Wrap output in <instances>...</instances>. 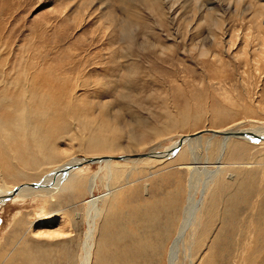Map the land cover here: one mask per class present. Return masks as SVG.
<instances>
[{"label":"rangeland","instance_id":"1","mask_svg":"<svg viewBox=\"0 0 264 264\" xmlns=\"http://www.w3.org/2000/svg\"><path fill=\"white\" fill-rule=\"evenodd\" d=\"M122 1L0 0L1 128L30 145L26 156L34 154L32 134L48 147L38 156H53L24 169L0 137V192L18 193L75 159L162 153L207 130L264 129V0ZM199 139L170 159L77 168L70 173L81 187L52 199L16 193L0 204V264H22L26 252L32 264H82L85 256L103 264L106 254H131L128 236L103 243L110 210L122 219L130 208L152 211L156 231L165 215L159 203L172 193L173 232L157 239L155 260L133 264H169L179 230L171 264H264V136L230 138L223 150L222 136ZM110 144L114 150H103ZM92 175L95 197L112 190L96 206L86 203ZM138 229L131 234L152 235Z\"/></svg>","mask_w":264,"mask_h":264},{"label":"bare ground","instance_id":"2","mask_svg":"<svg viewBox=\"0 0 264 264\" xmlns=\"http://www.w3.org/2000/svg\"><path fill=\"white\" fill-rule=\"evenodd\" d=\"M120 1V0H119ZM122 1V0H121ZM129 1V0H128ZM123 2V1H122ZM127 2V0H126ZM130 2V1H129ZM120 3V2H119ZM125 11H127V7H125ZM130 13V12H129ZM127 14V13H126ZM128 24V23H127ZM132 24V23H131ZM21 82V81H20ZM19 83V82H18ZM29 83V82H28ZM24 85V84H23ZM17 87V86H16ZM25 87V86H24ZM4 89V88H3ZM8 89V88H6ZM25 90V89H24ZM35 93V92H34ZM22 95V94H21ZM26 95V94H25ZM29 95V94H28ZM16 96V95H15ZM31 96H29L30 98ZM58 99V96H57ZM38 100V98L36 99ZM45 100V99H44ZM43 100V101H44ZM61 100V99H60ZM42 103V102H41ZM45 103V102H44ZM57 103V102H56ZM65 103V102H64ZM31 104V103H30ZM21 106V105H19ZM46 105H44L45 107ZM35 106H33L34 108ZM27 110V109H26ZM56 110V109H55ZM19 111V110H18ZM52 111V110H49ZM24 112V111H23ZM33 112V111H32ZM44 112V111H43ZM42 112V113H43ZM27 113V112H26ZM41 113V114H42ZM54 113V112H53ZM29 114V113H28ZM40 114V112H39ZM22 115V114H21ZM30 115V114H29ZM27 116V115H26ZM47 116V115H46ZM45 116V118H47ZM41 117V116H40ZM39 117V118H40ZM44 117V115H43ZM28 119V117H27ZM32 119V118H30ZM49 119V118H48ZM33 120V119H32ZM38 120V119H37ZM40 120V119H39ZM7 121V120H6ZM10 121V120H9ZM25 121V120H24ZM29 121V120H28ZM5 122V121H4ZM16 121H14L15 123ZM31 122V121H30ZM40 122V121H39ZM13 123V122H12ZM104 123V122H103ZM20 124V123H19ZM42 124V122H41ZM146 124V123H145ZM52 126V125H51ZM101 125L98 124L96 126V128L93 130L94 133L92 134V136H90L88 139L89 141L92 139V142H89V148L92 150L93 148H97L98 147V142L99 139L96 138L95 134L96 132L99 131V128ZM105 128L110 129L108 123H105ZM6 127V125H5ZM11 127V126H10ZM27 127V126H26ZM57 127V126H56ZM111 127V125H110ZM29 128V127H28ZM27 128V129H28ZM25 129V126L24 128ZM37 129V128H36ZM40 129V128H39ZM111 129H113L111 127ZM30 130V129H29ZM28 130V131H29ZM11 131V130H10ZM31 131V130H30ZM36 132H38V130H36ZM43 132V131H42ZM53 132H57L54 131V129H51L48 131V137L46 138L47 142L51 145H53L52 139H53ZM18 133V132H17ZM24 133V132H23ZM33 133V132H32ZM16 134V133H15ZM228 134H232L230 137ZM21 135V134H20ZM34 135L35 140L33 141V143L35 144L33 149L34 150V154L30 155V156H26V152L27 150L30 148V145L27 143H23L22 141H18L17 137H15L14 133H10L7 132L4 128H1L0 125V137H1V141H3L6 145L7 149H10L11 152L13 153V155H18L19 159H20V164L24 167V169L27 170H34L32 168H37L38 166H40V164L43 163V161H47V160H53V156L51 157L50 155H42L41 157L38 156V154L40 152H42L43 150L48 149L47 145L43 144V140L42 138L39 139V136H36V134H32V136ZM41 135V133H40ZM45 135V134H44ZM200 135H196L194 137H182L180 138L178 141L173 142V144L171 145V147H169L168 149H165L162 153L164 154L163 157H149V158H153V159H157V160H161V159H170L173 158V156L175 155V153L173 152L174 148L176 147L175 145L178 144V151L181 148L185 147H195L196 143L198 144L200 139H199ZM214 136V135H212ZM222 136V143H221V149L223 150L225 147L226 142L230 139V138H236V139H241L244 141H248L250 143H255V142H259L261 140V137L264 136V129H255L252 131H242V130H238L237 129H230V130H225L221 133ZM29 137V136H28ZM26 137V139L28 138ZM43 137V136H42ZM45 137V136H44ZM43 137V138H44ZM133 138V136H132ZM45 140V138H44ZM45 140V141H46ZM134 140V139H133ZM24 141V140H23ZM32 141V140H31ZM30 141V142H31ZM27 142V141H26ZM46 142V143H47ZM115 145H109V146H105L103 148V150L107 151H112L114 150ZM191 147V148H192ZM53 149V148H52ZM222 150L220 152H222ZM8 151V150H7ZM155 149L151 150L150 153H155L154 152ZM177 151V152H178ZM2 152V151H1ZM85 152H91L86 150ZM176 152V153H177ZM162 153H156V154H162ZM40 155V154H39ZM15 157V158H18ZM100 158V157H97ZM83 159L85 158H80V159H75L73 160L70 164H65L62 165L61 167H57L55 170H53L51 173H47V177L44 178L43 181H41L38 184H33L32 186H22L21 190H19V192L17 193L16 187L13 190H11L9 193L8 191L6 192V190L1 191L0 192V204L4 203L8 200H12L16 195L22 198H26V197H30L34 194H40L43 198H47V199H52V195L55 194L58 191H62L65 188H69L73 191V190H77L81 187L83 180L81 178L78 177H71V173L72 171L76 170L77 168L80 167H76V165H78L80 162L83 161ZM146 159V158H144ZM131 160V159H129ZM132 160H136V159H132ZM138 160H143V159H138ZM16 161V160H15ZM18 161V160H17ZM128 161V160H126ZM103 162H113V161H108V160H103L99 163L96 164H101ZM85 166V165H84ZM81 166V167H84ZM102 169V167H101ZM71 172V173H70ZM46 173V172H45ZM128 174V173H126ZM95 176L96 175H92L91 177H89V180L87 182V194H88V200L86 201V203L91 204L92 206H96V203L98 202V200L100 198L103 199V197L105 198L106 196L111 194V191L107 190V193H104V195L101 197H95L94 196V190H95ZM128 176V175H127ZM126 176V177H127ZM41 184V185H40ZM1 189L3 190V188L5 187L4 184L1 185ZM8 188V187H7ZM17 193V194H16ZM7 194V195H6ZM16 194V195H15ZM177 195V192H176ZM3 196V197H2ZM174 193L169 195V199L168 200H163L159 203L158 208H162V212H164V217L161 218L160 220H158L159 223V227L156 231L154 230V223L157 222V218L155 216V214L152 211L149 210H145L142 211L140 209H136V208H130L129 211L125 214V219H122L119 214L115 211V210H110L109 214L106 216V225L104 226L105 232L103 234V243L104 240L106 241L107 245L111 244L109 242L112 241H117V240H126V237L128 236L130 239V242H134V244L132 245V250L133 252L131 254H129V252L125 253L122 251V254L119 255L120 253H118V256L116 257H112L109 254H106V256H109L105 262H103V264H133L135 262H138V260H144L147 256H150L151 258H153L154 260L157 257V253L161 250V246H159L157 244V239H165L168 238V234L173 232L174 226H175V222H176V210H177V205H176V201L173 203L174 201ZM191 196V195H190ZM172 197V198H171ZM171 198V199H170ZM191 198V197H190ZM194 203V202H193ZM111 207L113 208V206L111 205ZM94 208V207H93ZM92 208V209H93ZM98 208V207H97ZM192 208V205L188 204L185 208H184V214L182 215V219L188 218V214L190 212ZM96 209V207H95ZM97 210V209H96ZM94 211V210H93ZM98 211V210H97ZM89 212V211H88ZM160 212V214L162 213ZM96 213V212H95ZM94 214V213H93ZM97 214V213H96ZM98 215V214H97ZM98 217V216H97ZM193 217V216H192ZM92 219V218H91ZM96 219V218H95ZM94 219V220H95ZM93 220V221H94ZM186 220V219H185ZM184 220V221H185ZM131 224L130 226H132L131 231H133V229L137 232H139L138 228H143L145 230L151 231L152 235L148 236V235H141L139 236L138 234H136V232L134 234H131V231L129 233H127V231H124V229H122V227L124 226L125 223ZM185 223V222H183ZM182 226V225H179ZM138 227V228H136ZM108 229V230H107ZM180 229V227H179ZM144 230V232H145ZM181 231V230H179ZM179 231H177V234L174 238H172L171 240V244H169V249H167V263L171 264L172 262V258L174 255V250L178 241H179V236L181 234H179ZM130 234V235H129ZM62 237V236H60ZM134 238H138L136 240L133 241ZM143 238L144 241H143ZM59 239V238H57ZM175 239V240H174ZM177 239V240H176ZM181 239V238H180ZM60 240V239H59ZM119 240V241H120ZM128 240V241H129ZM118 241V242H119ZM123 241V240H122ZM127 241V240H126ZM162 241V240H161ZM121 242V241H120ZM121 244V243H120ZM126 244V243H125ZM163 244V243H162ZM166 244V243H165ZM122 245V244H121ZM105 246V245H104ZM124 246V244H123ZM106 247V246H105ZM129 247V248H130ZM165 247V246H164ZM162 247V249L164 248ZM109 248V246H108ZM107 248V249H108ZM127 248V247H125ZM123 247V249H125ZM29 249V248H28ZM103 249V248H102ZM101 249V250H102ZM106 249V250H107ZM122 249V248H121ZM120 249V250H121ZM90 250V249H89ZM149 250V251H148ZM27 251V250H26ZM119 251V250H116ZM139 251H142V253H138ZM120 252V251H119ZM162 252V251H161ZM20 253V252H19ZM112 255V254H111ZM105 257V256H103ZM103 261V260H102ZM31 264L33 263L32 260V256L27 252L26 254H23L21 256V263L22 264ZM82 264H88V257L85 256L84 262ZM102 264V263H101Z\"/></svg>","mask_w":264,"mask_h":264},{"label":"water","instance_id":"3","mask_svg":"<svg viewBox=\"0 0 264 264\" xmlns=\"http://www.w3.org/2000/svg\"><path fill=\"white\" fill-rule=\"evenodd\" d=\"M211 134V135H221V133H218V132H213V131H201V132H198L196 133L195 135H192V136H189V137H194L196 135H203V134ZM230 137H233L231 136L232 134H228ZM180 143V142H179ZM178 143V144H179ZM178 144L175 145L176 147L174 148L173 152L176 153L178 151ZM163 157L164 154H156V153H150V152H147L145 154H139V155H131V156H118V157H112V156H106V157H100V158H96V157H93V158H85L83 159L82 162H80L78 165H76V167H81V166H84V165H89V164H96V163H99L103 160H108V161H126V160H129V159H144V158H149V157Z\"/></svg>","mask_w":264,"mask_h":264}]
</instances>
